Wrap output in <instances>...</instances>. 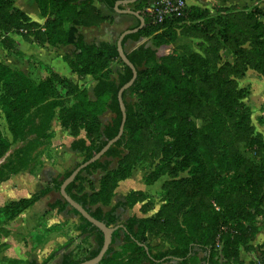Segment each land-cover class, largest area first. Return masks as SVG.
<instances>
[{
    "label": "trees",
    "instance_id": "1",
    "mask_svg": "<svg viewBox=\"0 0 264 264\" xmlns=\"http://www.w3.org/2000/svg\"><path fill=\"white\" fill-rule=\"evenodd\" d=\"M35 1L46 21L42 26L31 22L27 27L30 35L49 45L74 46V58L66 59L72 71L82 76L90 75L96 82L90 97L86 89H79L61 79L70 88L74 103L63 109L60 119L63 125H70L77 138L71 143L70 149L83 154L85 162L117 135L122 120L117 94L120 87L132 78V71L121 60L117 42L88 44L79 32L78 27L95 26L109 19L94 6L95 0ZM117 1L100 0L112 12H115ZM151 1L138 0L133 4L145 18V26L123 40L124 51L138 72L134 84L123 93L126 107L124 133L101 160L79 173L66 191L91 216L106 226L121 225L126 228V231L122 227L115 230L112 244L98 264H109L117 256L113 245L118 243L121 236L124 241L121 250L131 255L128 264H223L218 261L217 233L228 222L242 221L248 224L246 216H251V208L261 210L264 203L261 187L264 180L256 175L248 163L250 154L256 152L261 142L252 136L250 114L239 103L238 87L234 81L249 70L264 77V11L218 6L212 8V12L206 8L187 6L181 15L174 14L163 23L154 24L150 16L144 13ZM4 5L15 8L13 0H0V25L2 21L5 24L6 14L1 11ZM109 21L113 22L112 19ZM179 36L195 39L199 50L192 49L188 44L174 46ZM138 42V45L132 46ZM226 47L235 55L234 61H222L217 65L221 60L220 52ZM116 62L122 66V70L114 79L110 75V66ZM45 84H32L30 91H40ZM37 98L38 95H35L34 100ZM132 99H136V102ZM21 100H14L17 107L21 106ZM24 104L29 108L31 102L26 101ZM200 108L209 111L218 109L231 122L229 132L232 139L228 143L221 141L207 123L197 127L196 118L214 117L199 115L197 110ZM107 111L111 112L112 117L102 126L100 117ZM145 129H150L157 139L170 145L171 160L177 166L176 171H189L188 177L168 183V195L181 188L188 201H191L187 215L182 220L174 219L168 206H163L149 216L133 214L124 218L127 199L117 201L109 210L103 208L111 203L119 182L131 175L129 167L117 168L113 173L109 172L110 167L116 159L124 157L123 146L127 138L138 142ZM81 130L86 132V137H79ZM214 153L217 155L216 168L209 171L207 159L210 160ZM93 168L111 176H106L99 190L85 191L81 186L84 183L83 174L89 176ZM71 173L72 170L66 171L62 179H52L40 192L10 204L16 207L12 217L27 210L50 192H59L62 182ZM197 196L204 202L209 196L215 204L212 207L210 204L197 203ZM186 203L184 201V205ZM48 207L51 211L62 213L67 211L69 204L60 197L49 203ZM146 210L142 208L141 212L148 214ZM70 212L81 220L77 227L79 234L93 238L96 247L86 257L74 259L71 252H66L73 244L72 239L42 262L31 259L28 264H49L56 256L61 257L60 264H78L97 256L103 245L102 231L76 210L70 209ZM188 225L197 227L198 233L187 235L185 229ZM160 233L182 240V244L154 251L149 236ZM261 248H264V242ZM232 264L246 263L235 261ZM247 264H264V251L257 262L250 261Z\"/></svg>",
    "mask_w": 264,
    "mask_h": 264
},
{
    "label": "rangeland",
    "instance_id": "2",
    "mask_svg": "<svg viewBox=\"0 0 264 264\" xmlns=\"http://www.w3.org/2000/svg\"><path fill=\"white\" fill-rule=\"evenodd\" d=\"M14 7L4 5L2 8L1 6V11L6 15L4 16L5 24L2 21L0 26L6 29L0 28V190L14 176L21 175L22 180L21 186L12 187L10 185L2 192L0 191V264H28L33 257H44L49 251L48 247L52 246V252H54L70 239H73V244L66 252H71L74 259H81L96 247V243L92 238L86 237L83 244H80V236L75 237V230L80 219L70 212V208L67 210L69 212L63 213L65 217L67 214L68 219L49 216L52 211L48 204L60 198V192H50L45 202L37 203L34 208L30 207L32 210L28 208L15 217L12 216L16 207L10 204L31 197L46 188L52 181H48L49 177H44L39 182H29L31 175L37 176L39 173V176H42V172L47 167L71 171L83 161V154L74 155L68 149V139L75 138V136L69 124L63 125L60 115L64 108L74 103V100L70 96L72 95L70 88L61 79L70 82L74 87L86 89L90 97H92L95 81L92 77L82 76L73 71L80 78V82L67 78L62 75L60 69L55 70L40 61L38 52H41L44 59L47 57L58 68L56 61L61 63L63 60L69 65L67 60L73 59L74 53L72 48H61L67 45H49L39 38L35 39V36L30 35L31 32L27 27L31 22L36 21L23 9L16 5ZM235 7L248 8L249 11L253 9L264 11V0H253L246 6ZM210 10L214 12L213 9ZM36 23L43 25V23ZM11 26L13 28H10ZM186 43L192 49L199 50L195 39H187ZM175 45L177 46L178 43ZM42 48H47L49 51H43ZM220 55L221 60L217 65L222 61L233 62L235 58L227 47L220 52ZM119 69L122 70V66L117 62L110 66L112 78L117 79ZM234 81L238 87L239 103L250 114L249 123L253 129L252 136L257 137V140L261 142L256 152L250 154L248 163L252 165L256 175L264 180V77L249 70L244 76L235 78ZM42 82L46 83L45 87L40 90L44 91L43 93L30 91L32 84L39 86ZM35 95H38L36 100H34ZM16 99L17 102L22 99L20 107L14 103ZM26 101L31 102L29 108L24 104ZM132 101L136 102V99ZM219 111L218 109L209 111L207 108H200L197 110L199 115H214V117L196 118L195 122L199 128L207 123L219 139H222L221 141L228 143L232 139L229 132L231 122L226 120ZM51 115L52 119L49 120ZM111 117V112L107 111L100 117L101 125L104 126ZM80 137H86L84 130L80 131ZM123 151L124 157L116 159L109 172L113 173L117 168L129 167L131 174L140 173L143 181L152 186L146 191L136 190L122 198V201L126 199L128 201L124 218L132 215L135 209L142 211V208H145L146 212L152 215L163 206H168L172 217L182 220V217L187 215L186 211L191 201H188L186 193L181 188L175 189L172 195H168V183L188 177L189 171H176L177 166L171 160L170 145L157 139L150 129H145L138 142L128 137ZM216 157L214 153L210 160L207 159L206 167L209 171L215 170ZM64 173L58 174L55 178L62 179ZM90 173L89 176L83 174L84 183L81 185L85 191L89 192L99 190L106 176L110 175L96 168L91 169ZM156 175H159L158 178ZM41 185L43 188L39 189ZM261 187L264 193V182ZM114 196L115 193L111 203L103 206L104 210L112 205ZM184 201H187L186 205ZM212 201L214 200L209 196L206 197L205 202L200 200V196L195 199L197 203L210 204L213 207L215 203ZM250 213L251 216H246L248 224L242 221L228 222L224 224V229L217 233L218 261L223 264H232L235 261H243L247 264L260 259L261 252L264 251V248H261L264 242V203L261 210L251 208ZM192 227L194 226L188 225L185 229L189 236L198 233V228L194 227L193 230ZM122 238L123 236L119 238L118 243L113 245V249L118 254L109 264L129 263L131 255L121 250L124 245ZM149 240L154 251L182 244V240L162 233L150 235ZM108 257L110 259V256ZM60 260L61 257L56 256L49 264H60ZM191 264L198 263L192 262Z\"/></svg>",
    "mask_w": 264,
    "mask_h": 264
},
{
    "label": "crops",
    "instance_id": "3",
    "mask_svg": "<svg viewBox=\"0 0 264 264\" xmlns=\"http://www.w3.org/2000/svg\"><path fill=\"white\" fill-rule=\"evenodd\" d=\"M185 1H186L188 6H196V7H200V8H206V9H212V8L218 7V6L219 7L220 6L221 7H229V6H239V5L246 6L247 4H251L253 2V0H185ZM13 2H14V5H16L18 8L23 9L30 17H32V19L34 21L39 22V23H43V24L45 23L46 18L41 16L40 11L38 9V6H37L35 0H13ZM94 6L101 10L102 15L104 17L112 19L113 22H110L109 19H108L105 22L100 23V24L95 25V26H90V27H82L81 26V27H78L79 32L84 37V41L86 43H88V44H91V43H94V42H101V41H107V42H110V43H115V42H117L118 37L120 36V34L123 31H125L127 29H131V28H135L138 25V21L139 20L136 17H134L132 15L121 14V13L116 12L115 10H114L115 12H112V11L108 10L106 7H104L101 4L100 0H95L94 1ZM120 9H130V10H133V11H136V12L140 13L139 9L133 4H131V5H121ZM187 39L188 38H186L184 36H179V38L174 43V46H176L175 44H177V43H178V45L187 44L186 43ZM128 44H130V43H128ZM138 44H139V42L133 44L132 46L138 45ZM61 48H72L73 53H74V50H75L74 46H72V45H67L66 47H61ZM54 49H56L58 51L60 50V49H57V48H54ZM42 50L43 51H49V49H47V48H42ZM35 51H36V49H35ZM38 53H39L40 61L44 62V64L50 66L51 68H53L55 70L56 69H60V71H61L63 76H65L67 78H72V79L80 82V78H78L72 72V70L70 69L69 65L66 62H64L63 60H61V63L56 61L58 63V68H56L51 63L52 61H50L47 57H46L47 60L44 59L42 57L43 55H42L41 52H38ZM55 57L57 58V55H55ZM41 58H43V59H41ZM60 71L58 70V72H60ZM120 71H121V69L118 70V73ZM86 77H91V76L90 75H86ZM95 83L96 82H94V85H95ZM92 90H93V88H92ZM75 139H77V138H73L72 137V138L68 139V149L74 155L75 154H79L78 152H74V151H72L70 149V145ZM65 171L66 170L65 169L63 170L62 168L59 169L57 167L56 168L47 167L42 172V176H39V173H38L37 176H32L31 175V177H30L31 179H29L28 181L29 182H31V181L39 182V180L44 179V177H49L48 178V181H49V180H52L53 177L55 178V177L58 176V174L64 173ZM20 176L21 175L14 176L12 179L7 181V184L2 186L3 189H1L0 191L2 192V190H5V188H8L10 185L12 187L21 186L20 182H21L22 178ZM42 186L43 185H41V187L39 189L43 188ZM151 187H152L151 185H147L143 181V177L141 176L140 173H137V172L132 173L128 178L122 180L119 183V185H118V187H117V189L115 191V196H114V199H113V203H112V205L110 207L106 208L105 211L109 210L114 204L117 203V201L122 200V198L127 196L129 193H131L133 191H136V190H143V191L145 190L146 191V190H148ZM47 196L42 198L38 202H36L34 204V206H32V208H34L37 205V203L40 204V203L45 202V200L47 199ZM32 208H30V210H32ZM135 210L136 211L133 214H136V215H138L140 217L149 216L151 214V213L150 214H143L140 209H135ZM65 212H68V211H65ZM65 212L58 213L56 210H54V211L49 213V216L68 219L67 214H66V217H65V215H63V213L65 214ZM78 218H79V216H78ZM80 223H81V220H80ZM78 225H77V227H78ZM59 235H60V233H59ZM79 236H80V244H83V241L86 238V236L85 235H81V233L79 234V231L76 228L75 237L79 238ZM122 240H123V238L121 239V241ZM52 248H53L52 246L48 247L49 251L47 252V254L44 257L39 258V257L36 256V257H33L32 259H36L39 263L42 262V260L45 259L48 255H50V253L53 251Z\"/></svg>",
    "mask_w": 264,
    "mask_h": 264
},
{
    "label": "water",
    "instance_id": "4",
    "mask_svg": "<svg viewBox=\"0 0 264 264\" xmlns=\"http://www.w3.org/2000/svg\"><path fill=\"white\" fill-rule=\"evenodd\" d=\"M138 0H118L115 3L114 10L118 13L121 14H127V15H132L136 17L139 20V25L135 28L127 29L123 31L120 36L117 39V49L119 56L121 60L131 69L132 71V78L124 84L122 87H120L118 94H117V99L119 103V107L122 113V120L120 123V127L118 130V133L115 137L112 139L108 140L106 145L98 152L96 153L93 157H91L89 160L85 162H80L79 166H76L73 170L72 173L70 174L69 177H67L61 184L60 186V196L62 199H64L68 204L70 209L76 210L84 219H86L88 222L92 223L95 227H97L99 230L102 231L104 240H103V245L94 258L88 259L86 261H83L78 264H98L106 255L108 249L110 248L113 240V233L115 232L116 229L122 227L126 231V228L124 226H116V227H108L106 226L102 221H99L95 219L93 216L90 215L87 210L81 206L78 202H76L74 199L70 197V195L67 193L66 189L68 185H70L72 182L75 181L76 177L81 173L85 168L90 166L91 164L99 161L102 159V157L106 154V152L114 146L122 137L124 130H125V124H126V107L125 103L123 100V93L125 90L129 89L135 82L138 72L136 67L131 63V61L128 59L125 51H124V46H123V40L124 38L132 33L138 32L142 30L145 26V18L138 12L130 10V9H120L121 5H131L136 3ZM147 253L148 248L144 245Z\"/></svg>",
    "mask_w": 264,
    "mask_h": 264
},
{
    "label": "built area",
    "instance_id": "5",
    "mask_svg": "<svg viewBox=\"0 0 264 264\" xmlns=\"http://www.w3.org/2000/svg\"><path fill=\"white\" fill-rule=\"evenodd\" d=\"M185 0H152L144 9L154 24H161L171 15H181L187 7Z\"/></svg>",
    "mask_w": 264,
    "mask_h": 264
}]
</instances>
